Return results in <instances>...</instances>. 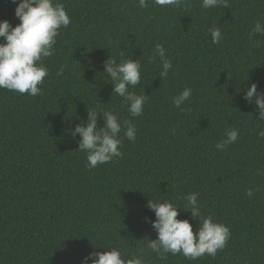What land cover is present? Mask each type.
I'll return each mask as SVG.
<instances>
[{"label": "trees", "instance_id": "obj_1", "mask_svg": "<svg viewBox=\"0 0 264 264\" xmlns=\"http://www.w3.org/2000/svg\"><path fill=\"white\" fill-rule=\"evenodd\" d=\"M61 2L71 23L44 58L50 75L41 93L0 89V264H82L110 246L143 249L146 264H264V176L256 174L264 169V121L244 99L252 83L264 91V36L247 35L257 20L264 24V0L210 9L202 0L146 9L139 0ZM16 6L0 0V21L19 24ZM214 26L222 31L218 44ZM157 43L173 64L164 80L159 57L150 61ZM121 53L141 62V81L130 88L148 95L140 117L130 116L104 73L109 57L119 62ZM186 87L192 95L181 111L173 98ZM97 106L132 120L137 138L121 134L123 157L89 169L70 129ZM228 128L238 129L239 139L218 151ZM189 193H199L201 215L230 228L227 245L215 257L169 253L162 260L147 248L157 238L147 205L168 197L186 206ZM185 210L178 219L195 232L199 218Z\"/></svg>", "mask_w": 264, "mask_h": 264}, {"label": "clouds", "instance_id": "obj_2", "mask_svg": "<svg viewBox=\"0 0 264 264\" xmlns=\"http://www.w3.org/2000/svg\"><path fill=\"white\" fill-rule=\"evenodd\" d=\"M15 3V16L20 21L13 26L8 20L0 21V89H7L20 94L37 96L41 93L40 85L45 77L49 76V69L44 63V58L54 54V45L61 28H67L71 23L70 16L61 0H12ZM149 3L161 7L187 6L188 0H139L140 8H147ZM203 9L216 7L228 8V0H202ZM212 43L218 44L222 36L220 27L209 29ZM264 36V24L260 20L255 22L254 27L248 32L249 40L257 35ZM154 54L150 61L159 57L162 65L159 76L167 78L173 68L172 60L166 56L163 44L157 43L153 50ZM134 55V54H133ZM105 72L113 84V94L123 98L128 105L131 117H140L144 112V105L148 95L137 94L130 91L136 87L142 78L141 62L139 59L125 58L121 53L119 62L112 55L105 62ZM63 74V68L57 75ZM192 88L186 87L180 94L173 98V105L184 111L181 106L190 99ZM244 99L253 104L258 112L257 121H264V91L259 89L257 83L246 87ZM103 119V126L98 125V118ZM136 125L132 120L119 117L118 113L105 110L97 106L88 111L87 122L77 124L70 129L72 137L79 136V151L87 154V167L95 168L100 164L109 163L113 158H122L120 150L123 138L135 142ZM258 136L264 139V130L258 132ZM239 139V130L228 128L225 136L216 143L218 151H226L227 148ZM256 174L264 176V169H257ZM259 186L246 191L248 197L259 192ZM199 193H189L184 199L187 205L174 203L170 198H164L159 202L151 199L147 207L154 211L155 220L150 217L146 222L150 223L157 233L156 239H150L147 248L155 253L160 259H166L167 254L173 256L182 254L185 258L196 260L205 254L211 257L217 255L218 250H223L231 235L230 228L223 223L217 222L209 214L201 215L198 202ZM187 207L188 210H185ZM191 211L193 218H199V227L194 232L193 224L187 219H178L179 209ZM101 246L99 248H104ZM143 249L139 253H127L118 246H110L108 251H93L84 257L82 264H146Z\"/></svg>", "mask_w": 264, "mask_h": 264}]
</instances>
